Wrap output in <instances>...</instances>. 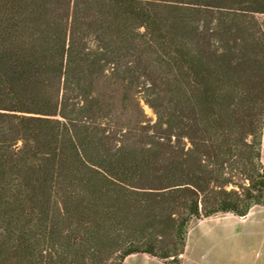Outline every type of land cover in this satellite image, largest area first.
<instances>
[{
    "label": "trees",
    "instance_id": "trees-1",
    "mask_svg": "<svg viewBox=\"0 0 264 264\" xmlns=\"http://www.w3.org/2000/svg\"><path fill=\"white\" fill-rule=\"evenodd\" d=\"M263 132L264 0H0V264H183Z\"/></svg>",
    "mask_w": 264,
    "mask_h": 264
},
{
    "label": "rangeland",
    "instance_id": "rangeland-1",
    "mask_svg": "<svg viewBox=\"0 0 264 264\" xmlns=\"http://www.w3.org/2000/svg\"><path fill=\"white\" fill-rule=\"evenodd\" d=\"M151 118L153 110L142 101ZM239 255V217L219 213L194 220L189 227L187 264H236Z\"/></svg>",
    "mask_w": 264,
    "mask_h": 264
},
{
    "label": "crops",
    "instance_id": "crops-1",
    "mask_svg": "<svg viewBox=\"0 0 264 264\" xmlns=\"http://www.w3.org/2000/svg\"><path fill=\"white\" fill-rule=\"evenodd\" d=\"M264 162V132L262 145ZM203 221V219H201ZM183 264H187L186 251ZM123 264H165L161 260L145 253L127 256ZM236 264H264V205H254L244 217H239V255Z\"/></svg>",
    "mask_w": 264,
    "mask_h": 264
}]
</instances>
